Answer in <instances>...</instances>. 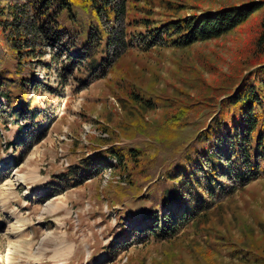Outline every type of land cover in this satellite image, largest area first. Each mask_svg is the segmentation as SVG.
Wrapping results in <instances>:
<instances>
[{"label":"rangeland","instance_id":"obj_1","mask_svg":"<svg viewBox=\"0 0 264 264\" xmlns=\"http://www.w3.org/2000/svg\"><path fill=\"white\" fill-rule=\"evenodd\" d=\"M19 1L0 0V10ZM252 1L258 0H125L122 20L92 22L100 33L88 47L81 46L86 31L65 36L61 44L76 46L71 52L37 45L23 66L32 76L17 124L8 114L15 103L8 108L0 97V264H264L262 178L231 183L234 191L196 211L174 234L144 235L136 223L172 188L163 170L181 158L176 148L209 124L249 72L261 11L218 39L187 47L166 37L147 45V31L178 16ZM27 38L34 39L15 44L25 46ZM32 108L42 116L41 129L31 121ZM176 117L181 126L173 130ZM110 147L139 150L141 175L121 176L92 161ZM213 148L225 165L227 141ZM196 177L202 179L201 170ZM165 214L173 219L179 211L173 206Z\"/></svg>","mask_w":264,"mask_h":264},{"label":"trees","instance_id":"obj_2","mask_svg":"<svg viewBox=\"0 0 264 264\" xmlns=\"http://www.w3.org/2000/svg\"><path fill=\"white\" fill-rule=\"evenodd\" d=\"M259 11L261 18L258 34L251 46L249 72L219 102V110L209 124L186 145L175 147L182 154L181 158L163 170L164 178L172 183V188L161 196L156 208L136 222L142 227L141 233L144 232V235L151 233L162 237L174 234L181 224L193 219L196 211L221 202L234 191L235 187L231 183L243 187L251 180L264 179V0L230 5L216 12L178 16L163 26L147 31L144 37L147 45H156L166 37L172 46L187 47L199 41L218 39L243 25ZM126 14L125 0H20L19 3L2 8L0 32L4 43L0 41V89L9 94L0 93V97L8 99V108L11 103H15L8 111L15 124L21 108L29 103L27 88L31 84L32 72L28 66H23L25 61L33 57L38 44L55 43L71 52L76 46L68 41L61 44L65 36L75 33L80 38L86 31V42L81 46L88 47L95 33H100L96 26H92L93 21L97 25L101 24L102 19L107 22L120 21ZM102 33L108 41L105 31ZM28 36L34 39L27 38L25 46L15 44L21 37ZM97 40L98 44L103 40L101 35H98ZM73 53L86 55L85 52ZM9 61L15 62L13 70L3 66ZM13 92L18 94L12 95ZM144 102L149 104L150 100ZM29 111L31 121L41 129L37 119L42 116H39L37 108ZM179 119L176 117L171 123L173 130L181 126ZM223 140L227 141L229 150L225 165L221 164L223 159L217 157L213 148L218 147ZM104 144L106 142H102ZM169 145L176 146L172 141ZM109 156L115 159V163L107 162ZM92 161L98 165H110L126 177L132 170L141 175L145 165L139 150L132 147L100 150ZM87 169L85 166L84 170ZM198 170L202 171V179L196 177ZM222 178L230 183L219 182ZM173 206L178 208L179 214L169 219L165 212ZM160 215L165 219L162 223H159ZM147 225H151V228L148 229Z\"/></svg>","mask_w":264,"mask_h":264}]
</instances>
